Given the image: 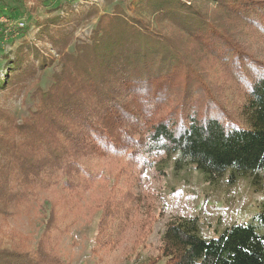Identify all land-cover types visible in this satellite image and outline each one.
<instances>
[{"label":"trees","instance_id":"trees-1","mask_svg":"<svg viewBox=\"0 0 264 264\" xmlns=\"http://www.w3.org/2000/svg\"><path fill=\"white\" fill-rule=\"evenodd\" d=\"M203 1L214 9L203 10L197 0H138L128 15L115 4L71 51L64 29L50 38L60 58L49 86L36 90L39 104L20 121L0 111L10 121L0 127V223L39 213L44 242L37 247L47 255L6 249L0 264H28L34 254L31 264L58 258L45 237L70 227L82 194L96 182L115 189L120 171L113 164L122 158L124 164V156L140 176L164 153L177 154L176 166L186 161L207 182L224 177L232 185L251 176L258 185L264 56L233 32L232 21L264 32V0ZM95 14L91 8L84 18ZM24 50L37 65L50 64L22 43L7 59L0 87L34 70ZM131 196L126 190L111 196L105 215L127 210ZM263 231L264 200L252 223H232L210 238L201 235L196 216L172 217L160 236L159 264H264Z\"/></svg>","mask_w":264,"mask_h":264},{"label":"rangeland","instance_id":"rangeland-1","mask_svg":"<svg viewBox=\"0 0 264 264\" xmlns=\"http://www.w3.org/2000/svg\"><path fill=\"white\" fill-rule=\"evenodd\" d=\"M136 1L0 0V78L7 59L14 57V51L22 43L33 46L50 61L46 66L37 65L33 53L24 50V57L34 63L35 71L14 85L0 87V111L20 121L29 115L28 109L39 104L40 95L36 90L49 86L60 58L58 48L50 41L52 36L58 37V30L64 29L68 39L65 50L71 51L76 42L88 40L100 15L111 13L115 4L132 15ZM197 3L203 10L214 9L213 4L203 0ZM65 4L68 10L61 15ZM91 8L96 9L97 14L84 18ZM232 23L233 32L264 56V32L258 33L253 26L235 19ZM23 66L16 68V72L24 71ZM3 124L10 125V121L0 116V127ZM164 155H157L162 160L155 158L152 167L141 172L142 176L138 174L139 168H130L125 156L124 164L123 158L114 163V168L120 171V182L115 189L108 192L96 182L85 191L70 227L65 228L62 235L45 237L50 246L55 244L53 251L58 258L52 262L43 260L40 264H159L163 261L159 254L160 236L172 217L196 216L200 233L206 238L216 236L235 222L252 223V217L259 212V204L264 200L263 171L257 173V186L251 184V176L239 177L232 185H228L224 177L210 183L186 161L181 160V165L176 166L177 154ZM125 190L132 195L129 208L124 210L123 207L121 213L117 210L115 214L108 211L105 215L109 198L115 194L119 199ZM42 228V219L33 210L6 224L0 223V251L23 247L46 257V247H37L42 240ZM35 260L34 254L27 263Z\"/></svg>","mask_w":264,"mask_h":264}]
</instances>
